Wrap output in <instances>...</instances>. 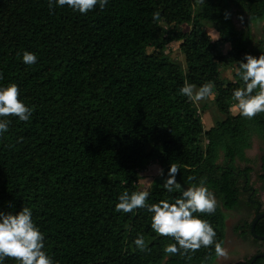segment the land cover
Returning <instances> with one entry per match:
<instances>
[{
    "label": "trees",
    "instance_id": "16d2710c",
    "mask_svg": "<svg viewBox=\"0 0 264 264\" xmlns=\"http://www.w3.org/2000/svg\"><path fill=\"white\" fill-rule=\"evenodd\" d=\"M231 8L244 15L239 29L225 18ZM263 19L264 0H108L83 15L67 6L49 10L48 0H0V84L16 83L18 98L33 107L29 121L9 117L0 135V211L30 207L56 264L212 263L211 245L165 253L175 241L153 232L151 213H120L114 206L123 191L140 190L148 165L166 173L175 164L182 187L204 183L217 198L213 213L197 215L209 221L221 245L222 208L245 203L254 207V218L261 204L255 192L240 197L250 167L237 169L235 159L252 135L264 142V112L249 119L230 111L231 92L243 84L234 72L233 79L221 78L220 66L235 68L244 53L264 52V38L253 43L250 26ZM171 41H179L185 68L165 53ZM24 50L37 54L35 64L22 62ZM185 80L214 82L224 117L204 128L195 104L179 93ZM163 178L152 177L148 203L179 196L163 188ZM257 178L264 189V152ZM252 219L235 229L257 240ZM254 229L264 234V217ZM137 233L149 241L145 251L132 242ZM5 264L18 261L5 257ZM253 264H264V257Z\"/></svg>",
    "mask_w": 264,
    "mask_h": 264
},
{
    "label": "clouds",
    "instance_id": "9594fccd",
    "mask_svg": "<svg viewBox=\"0 0 264 264\" xmlns=\"http://www.w3.org/2000/svg\"><path fill=\"white\" fill-rule=\"evenodd\" d=\"M108 0H48L49 10L53 7L67 6L73 12L86 14L94 8L103 9ZM159 12L153 13V19L158 18ZM230 13L225 12V18ZM21 60L26 65H33L37 61V54L24 50ZM234 70V78L238 77L242 87H236L231 92L241 117L252 118L257 113L264 112V52L258 56L244 53L238 60ZM215 84L208 81L199 86L184 81L179 93L189 101L196 103L213 94ZM256 90V91H254ZM19 86L9 82L0 84V135L8 131L11 120L16 117L20 121H29L33 107L19 99ZM178 167L169 165L167 172L157 168V174L163 176L162 186L171 193L179 191V196L173 200L161 199L155 203H148V190L123 191L117 197L115 211L131 213L136 209H145L151 213L150 228L160 236H170L175 242L165 245V253L180 255L190 253L201 247H213L216 256H223L225 250L216 240V231L208 220L197 213L210 214L216 210L217 200L213 192L204 183L182 187L176 179ZM133 244L140 251H145L149 241L143 234L137 233ZM5 257L13 258L18 264H56L51 255L45 251V234L34 223L32 209L27 206L13 212L0 211V264H5Z\"/></svg>",
    "mask_w": 264,
    "mask_h": 264
},
{
    "label": "rangeland",
    "instance_id": "374dc122",
    "mask_svg": "<svg viewBox=\"0 0 264 264\" xmlns=\"http://www.w3.org/2000/svg\"><path fill=\"white\" fill-rule=\"evenodd\" d=\"M230 16L233 24L237 29L243 26L242 19L243 14L234 11L231 8ZM251 26V38L253 43H257L259 39L264 38V19L258 22L250 24ZM184 30L188 29V25H182ZM205 30L213 38L215 32L212 31L210 24H205ZM152 50L151 47L147 48V51ZM165 53L168 54L169 58L177 62L181 68H185L184 55L179 48V41H171L166 44L164 48ZM234 66H220V77L226 79H233ZM234 101H232L230 106V111L236 113L237 109L233 107ZM197 107L198 112L201 115V120L204 128H208L215 123V121L224 117L215 102L214 95L211 94L208 97L194 103ZM264 152V142L256 135H252L250 139V144L248 147L243 149V153L240 156H237L235 159V166L237 169L242 170L245 167H250L248 182L245 185L247 188L244 190L240 197L245 201L247 197L248 189H252L253 199L261 203V209H264V189L261 187V182L257 178L260 166V156ZM222 154L219 152L218 162L221 161ZM157 168L155 164H150L147 166L146 170L143 172V178L139 180L138 188L140 190H146L148 185L154 175L157 174ZM239 186L244 185L243 178L240 177L238 180ZM252 193V194H253ZM217 200V198H216ZM218 202V200H217ZM254 207L246 206L245 203H242L238 208L233 210H227L222 208L225 216V235L222 247L225 250L223 256H216L212 263L210 264H233L237 261L245 260L251 257L257 252L264 251V239L253 240L252 237L246 232L244 236L239 234L241 230L240 226L244 225L246 222H249L254 215ZM239 226V230H236L235 227ZM246 227V226H243Z\"/></svg>",
    "mask_w": 264,
    "mask_h": 264
},
{
    "label": "water",
    "instance_id": "95a60500",
    "mask_svg": "<svg viewBox=\"0 0 264 264\" xmlns=\"http://www.w3.org/2000/svg\"><path fill=\"white\" fill-rule=\"evenodd\" d=\"M253 192V190H251V193ZM264 217V210H261V204H258L257 209H256V213L254 218L252 219L251 223H250V233L251 235L256 238V239H264V234H259L257 232H255V224L256 222L259 220V218ZM259 257H264V251L262 252H257L255 254L252 255V257L250 258V261L248 264H253L254 261L259 258Z\"/></svg>",
    "mask_w": 264,
    "mask_h": 264
}]
</instances>
